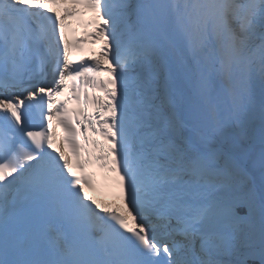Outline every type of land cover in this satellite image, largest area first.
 I'll return each instance as SVG.
<instances>
[{"label": "snow or ice", "instance_id": "obj_1", "mask_svg": "<svg viewBox=\"0 0 264 264\" xmlns=\"http://www.w3.org/2000/svg\"><path fill=\"white\" fill-rule=\"evenodd\" d=\"M61 2L95 12L107 77L70 61ZM0 264H264V0H0Z\"/></svg>", "mask_w": 264, "mask_h": 264}, {"label": "bare ground", "instance_id": "obj_2", "mask_svg": "<svg viewBox=\"0 0 264 264\" xmlns=\"http://www.w3.org/2000/svg\"><path fill=\"white\" fill-rule=\"evenodd\" d=\"M58 4L61 5L62 2L58 3ZM51 8L55 11V13H59L60 15H62L60 11L56 10L57 8H55V7H51ZM97 202L102 206H106V208L109 207L110 209H119L121 211H124V203L121 201H113V202H109V203H102L100 201H97Z\"/></svg>", "mask_w": 264, "mask_h": 264}]
</instances>
